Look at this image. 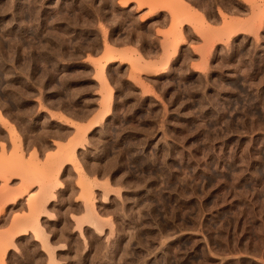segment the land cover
I'll return each mask as SVG.
<instances>
[{"label": "rangeland", "instance_id": "1", "mask_svg": "<svg viewBox=\"0 0 264 264\" xmlns=\"http://www.w3.org/2000/svg\"><path fill=\"white\" fill-rule=\"evenodd\" d=\"M0 115V264H264V0H0Z\"/></svg>", "mask_w": 264, "mask_h": 264}, {"label": "bare ground", "instance_id": "2", "mask_svg": "<svg viewBox=\"0 0 264 264\" xmlns=\"http://www.w3.org/2000/svg\"><path fill=\"white\" fill-rule=\"evenodd\" d=\"M126 4H128V2L126 1L125 2V5ZM180 41V40H179ZM182 42V41H181ZM179 45V44H178ZM178 45H176L175 47H173V50L170 52V56L171 57H173L175 54H176V52H177V49H178ZM109 62L108 63H110V62H112L113 60H112V57H109L108 59H107ZM107 63V64H108ZM103 67V66H102ZM0 122L3 124V126L4 125H9V122H8V120L6 119V117L5 116H3V115H0ZM10 135L11 136H17L18 135V130L17 129H15V128H10ZM1 145V149H3L4 150V144H0ZM21 142L20 141H18V144H17V149H18V151H21ZM2 150V151H3ZM17 152V151H16ZM21 152H19V154H17V153H15L14 152V154H16V155H14L13 154V156H12V158L10 157V161L11 162H13V163H15L16 165H18V162L20 163V161L21 162H23V160H22V154H20ZM11 156V155H10ZM36 157V156H35ZM6 161V163H7V160L8 159H5ZM15 160V161H14ZM9 164V163H8ZM21 196H18V197H16V198H14L13 199V201H16L17 199H19ZM12 201V202H13ZM35 232H37V231H35ZM29 233H32V231L30 232L29 231ZM36 234V233H35ZM37 234H38V232H37ZM111 257V256H110ZM111 259V258H110Z\"/></svg>", "mask_w": 264, "mask_h": 264}]
</instances>
